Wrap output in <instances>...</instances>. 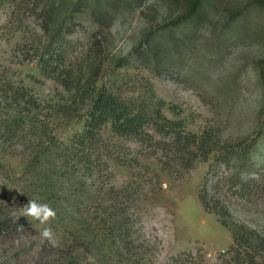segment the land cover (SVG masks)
<instances>
[{"label":"rangeland","instance_id":"374dc122","mask_svg":"<svg viewBox=\"0 0 264 264\" xmlns=\"http://www.w3.org/2000/svg\"><path fill=\"white\" fill-rule=\"evenodd\" d=\"M190 1L33 0L24 32L14 31L20 19L0 4V77H13L49 106L26 122L30 131L25 124L18 137L0 135V217L18 222L0 236V264H48L66 255L78 264H169L181 252L193 254L187 264H216L231 234L199 202L209 179L217 180L232 218L264 235V0H199L188 15ZM63 15L66 55L73 66L100 55L98 83L123 96L151 91L165 101L168 117L216 137L218 150L257 134L258 170L248 189L232 191L225 183L231 173L212 155L183 175L170 156V171L153 142L113 136L109 125L102 133L117 144L123 163L111 162L108 178L46 151L50 142L69 143L83 121L55 111L71 92L27 61L19 46ZM0 102L1 132L13 116L8 101ZM33 201L55 216L41 222L27 214ZM119 216L127 223L124 239L108 229Z\"/></svg>","mask_w":264,"mask_h":264},{"label":"trees","instance_id":"16d2710c","mask_svg":"<svg viewBox=\"0 0 264 264\" xmlns=\"http://www.w3.org/2000/svg\"><path fill=\"white\" fill-rule=\"evenodd\" d=\"M198 1H190L188 15L198 6ZM0 4H5L10 13L16 14L20 19L21 22L14 31H27L24 30L26 24L23 16L30 11L33 0H0ZM65 18L64 15L58 19L55 17L51 20V25L41 28L40 33L29 31L28 41L19 46L21 53H28L27 61H35L43 75L55 79L65 90L71 92V97L66 102L57 104L55 111L68 119L83 121L82 130L71 135L69 143L49 141L52 146L45 147L46 151L52 153L51 149H54L67 163H71L70 167L80 168L89 175L103 174L108 178L111 175L110 163H123L114 154L113 147L117 144L111 143L112 137L102 133V129L109 125L113 136L139 143L153 142L164 157H167L163 160V166L170 170L172 162L168 157L171 156L175 164L180 166V170L176 172L179 175L189 170L194 161H206L212 155L231 173L225 183L232 191L243 192L248 189V184L253 180L252 175L258 170L253 160L257 134L249 139L225 144L218 150L219 140L216 137L189 131L183 120L168 117L163 111L165 101L151 91L146 97L140 94L123 96L103 83H98L100 55L95 56L94 61L88 55L76 66L71 64V56L66 55L65 44L70 40L63 33ZM124 63L127 61L121 60L119 65ZM4 100L8 101V110L11 111L10 116H13L0 132L6 139L18 137L25 124L30 131V125L26 122L34 121L37 113H42L44 109L49 110V106H42L38 102L30 88L17 83L13 77H0V101ZM5 105L3 109L7 111ZM211 181L209 179L201 186L197 197L203 210L213 214L231 234V244L226 251L218 254L216 264H264V235L232 218L227 203L219 195L217 180L209 184ZM11 221L8 216L0 217V236L18 223ZM108 229L111 235L119 239H124L128 232L126 220L120 216L109 222ZM192 255L191 252L173 255L169 264H187L188 257ZM75 259L74 256L66 255L48 264H78Z\"/></svg>","mask_w":264,"mask_h":264},{"label":"clouds","instance_id":"9594fccd","mask_svg":"<svg viewBox=\"0 0 264 264\" xmlns=\"http://www.w3.org/2000/svg\"><path fill=\"white\" fill-rule=\"evenodd\" d=\"M27 214L35 217L41 222L47 221L50 217H54L55 213L47 205L37 203L35 201L30 202L28 208L26 209ZM44 236L50 235V229H45Z\"/></svg>","mask_w":264,"mask_h":264}]
</instances>
